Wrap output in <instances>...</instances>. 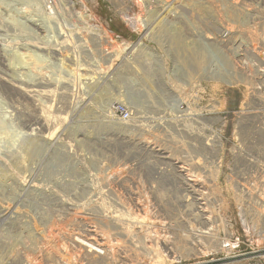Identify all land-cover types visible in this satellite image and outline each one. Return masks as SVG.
Here are the masks:
<instances>
[{
	"label": "rangeland",
	"instance_id": "rangeland-1",
	"mask_svg": "<svg viewBox=\"0 0 264 264\" xmlns=\"http://www.w3.org/2000/svg\"><path fill=\"white\" fill-rule=\"evenodd\" d=\"M136 1L0 0V264H249L264 0Z\"/></svg>",
	"mask_w": 264,
	"mask_h": 264
},
{
	"label": "built area",
	"instance_id": "built-area-1",
	"mask_svg": "<svg viewBox=\"0 0 264 264\" xmlns=\"http://www.w3.org/2000/svg\"><path fill=\"white\" fill-rule=\"evenodd\" d=\"M181 0H137L136 3L139 6V9H141L140 13L143 11V16H134L132 18V21H135L137 23L144 22L146 25H148V17H145V11H148L149 13L155 12L157 9H161V13L164 16L168 13V17L175 18L174 20L180 19L176 18L178 15V12L184 11V7L182 6ZM163 18L161 20H163ZM127 22H130V19L124 18ZM140 19V21H138ZM145 31V30H144ZM118 114L120 115L121 119L123 120H129L130 113L121 108L118 111ZM240 146L238 142L233 143L232 147L228 150V168H229V178H238V168L237 165L239 163L240 159V153H239ZM245 233L247 237V244H248V250L245 252L246 254V262L249 264H264V226L262 229L257 230L254 225L250 226L248 223L246 224ZM249 225V226H248ZM255 236L258 237V241L260 239H263L261 241L262 246L256 248L257 246L255 242ZM102 248V247H101ZM98 249L101 251L100 246H98ZM101 253H103L101 251Z\"/></svg>",
	"mask_w": 264,
	"mask_h": 264
},
{
	"label": "bare ground",
	"instance_id": "bare-ground-1",
	"mask_svg": "<svg viewBox=\"0 0 264 264\" xmlns=\"http://www.w3.org/2000/svg\"><path fill=\"white\" fill-rule=\"evenodd\" d=\"M168 13L166 14V16H164L163 20L160 21H174L175 18H171L167 16ZM1 60V58H0ZM15 93V92H14ZM184 167H181L180 169H182L181 172L185 173V169H183ZM186 177L188 178L189 175L186 174ZM188 181L190 182H194V180L192 178H188ZM196 181V180H195ZM197 182V181H196ZM206 200V199H205ZM204 205H206L207 207V203H205ZM207 210V208L205 209V211ZM204 211V212H205ZM206 220H208V222H212V218L208 217ZM212 225H214V223L212 222ZM97 237H99L98 234H96L92 239L96 240ZM75 242H77L81 247H83V249L85 250V252L90 255V256H102L104 257L109 251H110V247H107L103 244H99V243H95V242H91V241H87L86 239H81V238H75ZM98 246L100 247H106V251L101 253V251L98 249Z\"/></svg>",
	"mask_w": 264,
	"mask_h": 264
}]
</instances>
